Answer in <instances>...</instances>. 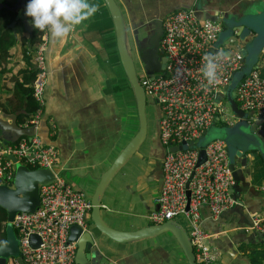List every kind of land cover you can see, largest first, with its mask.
Returning a JSON list of instances; mask_svg holds the SVG:
<instances>
[{
  "label": "crops",
  "instance_id": "1",
  "mask_svg": "<svg viewBox=\"0 0 264 264\" xmlns=\"http://www.w3.org/2000/svg\"><path fill=\"white\" fill-rule=\"evenodd\" d=\"M116 1L125 16L127 33L143 43L155 33L157 20L163 21L182 4L179 0ZM93 2L98 5V11L63 40L53 38L48 32L44 108L47 127L41 124L40 128L45 143L53 144L58 150L57 166H61L60 174L64 176L61 178L90 198L100 176L139 129L136 106L134 110L132 98L120 85L117 68L111 70L108 63L109 57L114 56L115 40L111 14L104 0ZM202 4L207 9L201 13L203 16L235 22L238 30L223 33V41L234 40L238 34V39L248 42V47L260 43V34L264 32V0H202ZM6 29L13 32L16 42L6 59L0 54V103L5 106L0 111L13 114L25 109L27 112L26 103L17 109L15 83L17 79L22 81L23 72L31 68L29 50L35 45L30 47L32 34L21 21ZM263 59L264 48L253 66L264 78V64H259ZM26 112L18 116L21 124L24 122L21 115L25 119L30 116ZM157 123L155 127L149 125L145 142L104 191L102 216L113 228L136 230L153 224L148 215L159 207L156 199L162 186V159L166 151ZM246 132L251 146L257 150L247 154V166L243 167L246 181L231 188L235 203L216 219L206 210L203 215V226L215 234L212 243L218 250L219 264H252L249 252L260 249L261 237L250 226L251 215L264 210V153L261 152L264 124L258 125L256 131L248 128ZM91 223L90 215L88 224ZM102 238V253L115 264H188L179 243L169 232L128 243ZM9 264H16V260L12 258Z\"/></svg>",
  "mask_w": 264,
  "mask_h": 264
},
{
  "label": "built area",
  "instance_id": "2",
  "mask_svg": "<svg viewBox=\"0 0 264 264\" xmlns=\"http://www.w3.org/2000/svg\"><path fill=\"white\" fill-rule=\"evenodd\" d=\"M221 31L220 22L202 19L192 8L168 14L163 19L160 40L166 57L165 69L155 75L143 72L142 78L139 77L148 104L156 106L159 137L166 149L162 159L163 181L156 199L159 207L148 218L153 223H163L184 216L198 264H219V253L212 243L215 234L203 226L204 211L216 219L235 203L231 192L235 180L227 145L222 139L210 141L203 147L205 159L199 165L200 146L176 151L169 148L200 140L221 120L228 125L234 123V117L239 120L229 113L232 108L221 92L231 83L233 74L242 69L244 56L241 46L235 44H223L211 51ZM34 32L41 37L34 49L29 50L39 69L33 82V98L38 108L23 125L37 127L46 102L44 52L48 32L36 29ZM206 55L214 57L217 63V80L212 85L203 76ZM259 64H264V59ZM235 95L242 110L254 111L250 122L262 120L264 124V78L258 68L242 78ZM8 154L33 168L53 169L58 163L57 148L45 143L38 134L22 136L6 146L0 144V185L13 186L14 162ZM39 194L40 203L35 211L18 212L12 221L22 261L14 258L16 264H76L77 246L69 240L70 229L74 224L88 225L91 198L59 175L55 181L41 185ZM251 217V230L264 236V210ZM3 224L6 226V222ZM33 234L38 236V243L32 241Z\"/></svg>",
  "mask_w": 264,
  "mask_h": 264
},
{
  "label": "water",
  "instance_id": "3",
  "mask_svg": "<svg viewBox=\"0 0 264 264\" xmlns=\"http://www.w3.org/2000/svg\"><path fill=\"white\" fill-rule=\"evenodd\" d=\"M107 8L112 17L114 25V34L116 41L117 53L123 67L124 73L127 77L129 85L133 91L136 109L139 119V129L133 138L124 146L121 152L116 156L114 161L110 166L103 172L100 176L99 182L91 196L92 211H91V224L87 226H81L74 224L71 226L69 240L75 241L77 250L75 256L76 264H115L112 262L106 255L102 253V236L114 240L119 243H128L133 241H138L142 239L152 238L163 233H171L173 237L179 243L188 264H198L196 261V256L194 253V248L191 243L189 233L184 228V226L179 223L177 220H167L163 223H153L147 226H143L136 230H120L109 226L103 216H102V197L104 191L115 174L124 166V164L133 156V154L140 148V146L145 142L148 136L149 130V120L147 114V97L144 91V88L139 82V77L131 56V52L128 46V33L127 25L125 22V16L122 9L116 0H104ZM180 4L177 6V9L188 8L194 9L197 15L202 19H211L218 21L222 24V31L220 32L218 39L214 43V46L211 48V51H216L220 45H229L239 41L241 45L240 52L244 56V65L241 70L233 74L231 83L225 87L221 94L227 97V100L232 108L233 113L239 118L237 123H243L250 130L256 131L258 125L262 124V120H254L253 123L250 122V117L254 115V111H244L242 110L238 103L235 100L236 87L242 80V78L248 74L255 65L258 57L264 48V32L260 34V43L257 45L249 46L248 42L238 39V34L234 36V40H228L227 38L223 41L221 38L222 34L225 32H235L238 30L235 28V22L231 21L229 18H214L203 16L201 13L206 11L205 7L202 4V0H179ZM26 0H14L12 4H4L0 2V10L5 7L10 11L15 13L14 20L8 24L6 27H12L16 25L18 21H21L24 28L29 34L34 33V28L31 26L30 20L24 15ZM155 33H159V36L162 35L163 31V21L157 20ZM259 35V34H258ZM147 37V36H146ZM143 39V38H142ZM140 40H138L139 42ZM49 46L44 52L45 54V63H47V52ZM254 56V58L246 57ZM141 60L146 64L147 73L150 75H155L160 70L153 69L150 65L147 57L141 53ZM47 65V64H46ZM47 69V67H46ZM45 86V94L46 95ZM219 99V98H218ZM46 100V98H45ZM25 109L17 111L13 114L7 113L5 111H0V144L8 145L10 143L16 142L22 136H33L35 134L40 135L41 124L46 125L45 113L43 112L41 121L37 127L34 125L26 126L19 122V114L25 113ZM211 128L209 129V131ZM213 134L207 132L200 140L187 144L182 142L178 145L171 146L170 151L182 150L187 148H195L197 145L201 147L199 152V161L198 165L205 159V151L203 149L210 141L214 139H222L226 142L224 137H215L212 138ZM42 137V136H41ZM43 138V137H42ZM44 140V138H43ZM45 141V140H44ZM246 144L240 145L233 157L229 156V167L232 170L233 177L235 180V187L240 182L243 183L246 180L245 171L243 167L247 166V154L250 151L257 150L253 148L250 144V139L245 140ZM250 144V147L247 146ZM227 145V143H226ZM227 150L229 153V146L227 145ZM262 154L264 149L261 148ZM8 157L14 162L15 177L13 181V186L0 185V207L6 210L7 220H6V241H0V264H9L10 260L17 258L20 262L21 258L19 256V242L12 226V221L15 215L18 212H34L37 206L40 203V186L44 184L51 183L55 181L60 173V167L56 166L53 169L51 168H30L27 165L22 164L18 158L12 154H8ZM237 159L240 162L238 163ZM193 175V174H192ZM189 195L190 192L188 191ZM257 235V234H255ZM261 239L260 243H264V236L259 235ZM33 242L38 243V236L33 234L31 236ZM84 254V256H82ZM82 256V258H79Z\"/></svg>",
  "mask_w": 264,
  "mask_h": 264
},
{
  "label": "clouds",
  "instance_id": "4",
  "mask_svg": "<svg viewBox=\"0 0 264 264\" xmlns=\"http://www.w3.org/2000/svg\"><path fill=\"white\" fill-rule=\"evenodd\" d=\"M97 11L98 5L93 0H26L24 15L30 18L34 29L63 40ZM203 59V76L212 85L217 80V63L210 55Z\"/></svg>",
  "mask_w": 264,
  "mask_h": 264
},
{
  "label": "trees",
  "instance_id": "5",
  "mask_svg": "<svg viewBox=\"0 0 264 264\" xmlns=\"http://www.w3.org/2000/svg\"><path fill=\"white\" fill-rule=\"evenodd\" d=\"M0 2L4 4L6 3L12 4L14 0H0ZM14 18H15V13L10 11L8 8L3 7L0 10V54L4 59H6L9 56L10 53L9 50L16 42V37L13 34V32L10 29H6L7 24L10 23ZM40 40L41 37L34 32L30 37V43H29L30 47L32 48L33 45L37 44ZM112 44H113V48H115L117 52L116 41L114 40ZM118 60H120L118 53L117 55L109 57L108 63L111 64L110 65L111 70L112 69L115 70V67L117 68L119 63ZM28 63L31 68L23 72V80L22 81L19 79L16 80L15 95L19 101V106L17 109L23 107V105L26 103L27 105L26 113L27 115L31 116L36 112L38 108V104L33 98V82L35 80V77L39 69L33 57L30 56ZM119 80H121L120 85H123L122 87H124L123 79L119 78ZM1 108H5L4 104L2 103H0V110ZM30 116L28 118H30ZM20 120L25 122L26 121L25 115H21ZM30 168L33 167L30 166ZM6 220H7L6 210L0 207V241L1 242L6 241L5 225L3 224L4 226L1 227V223L6 222ZM248 256L252 264H264V249L261 248V249L252 250L251 252H249Z\"/></svg>",
  "mask_w": 264,
  "mask_h": 264
},
{
  "label": "rangeland",
  "instance_id": "6",
  "mask_svg": "<svg viewBox=\"0 0 264 264\" xmlns=\"http://www.w3.org/2000/svg\"><path fill=\"white\" fill-rule=\"evenodd\" d=\"M114 55H117V52L114 48ZM118 66H117V72H118V76L119 78H122L124 81V89L126 90V92H128V94L130 95V98H132V102H133V108L135 110V104L136 102L133 100V91L131 89V87L129 88V84H128V80L127 77L124 73L123 67L121 65L120 60H118ZM139 62H137L138 64ZM142 65L141 63H139L137 65V74L138 77L142 78L143 74V70H142ZM121 81V80H120ZM123 86V85H122ZM123 91V88L120 90ZM229 113H233V111H229ZM147 114H148V119H149V125L150 127H155L156 126V106L155 105H151L150 107L147 106ZM235 121L232 125H228L224 122L219 121L217 122V124L209 131V134H213L212 138L215 137H224L226 140L227 145L229 146V156L232 158L233 155L236 152V149L240 146V145H244L247 143V139H250V135L248 132H246L248 130V127L246 125H244L243 123H237V119L236 117H234ZM60 177H64L62 174H60ZM88 198L89 195L87 194ZM176 220L181 223L184 228L187 230V222L185 220V218L183 216H179L176 218ZM3 223H1V227H3ZM6 227V226H5ZM258 248H262L264 249V243H261L258 245Z\"/></svg>",
  "mask_w": 264,
  "mask_h": 264
},
{
  "label": "flooded vegetation",
  "instance_id": "7",
  "mask_svg": "<svg viewBox=\"0 0 264 264\" xmlns=\"http://www.w3.org/2000/svg\"><path fill=\"white\" fill-rule=\"evenodd\" d=\"M161 36L159 33H152L147 37V43H143L141 40L138 42L135 38H131L128 34V46L137 69V65L141 63L143 72H147L146 64L141 60V53L147 60L153 69L163 71L166 66V57L160 48ZM137 62H139L137 64ZM150 107V104L147 105Z\"/></svg>",
  "mask_w": 264,
  "mask_h": 264
}]
</instances>
